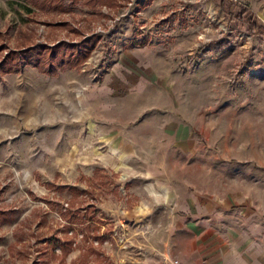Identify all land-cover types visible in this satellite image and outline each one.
I'll return each instance as SVG.
<instances>
[{"label":"rangeland","instance_id":"obj_1","mask_svg":"<svg viewBox=\"0 0 264 264\" xmlns=\"http://www.w3.org/2000/svg\"><path fill=\"white\" fill-rule=\"evenodd\" d=\"M226 2L223 10L217 0H63L64 12L28 13L26 0H0V58L20 46L98 36L75 68L44 74L21 66L0 75V264L140 261L143 237L128 236L129 225L108 216L116 202L128 204V178L110 170L107 147L94 136L99 118L85 99L107 78L118 96L117 117L128 123L136 115L180 120L191 151L169 160L212 164L218 186L228 174L252 179L259 173L264 180V35L232 17L243 7L264 25V0ZM129 94L134 97L122 99ZM140 95L147 98L134 113ZM108 103L96 102L102 116ZM202 169L197 175H204ZM55 185L82 192L73 198ZM79 198L82 208L93 205L101 242L90 231L84 238L75 225L61 233L59 210L69 199L75 207ZM45 201L55 204L49 208ZM53 235L72 240L65 257L42 242Z\"/></svg>","mask_w":264,"mask_h":264},{"label":"crops","instance_id":"obj_2","mask_svg":"<svg viewBox=\"0 0 264 264\" xmlns=\"http://www.w3.org/2000/svg\"><path fill=\"white\" fill-rule=\"evenodd\" d=\"M108 79L86 92L85 99L99 118L94 120V136L107 147L110 170L128 178H123L128 204L122 207L116 202L108 210L110 215L100 209L116 224L129 225L128 236L143 237L141 258L135 264L162 257L176 258L181 264H264V180L259 173L252 179L228 174L218 186L212 164L202 167L169 160L171 154L189 156L191 151L180 120L136 115L128 123L117 117L118 96ZM144 98L135 97L139 104L134 113L141 111ZM98 99L109 101L110 111L104 116L98 112ZM108 123L113 125L106 127ZM201 168L204 175H197Z\"/></svg>","mask_w":264,"mask_h":264},{"label":"trees","instance_id":"obj_3","mask_svg":"<svg viewBox=\"0 0 264 264\" xmlns=\"http://www.w3.org/2000/svg\"><path fill=\"white\" fill-rule=\"evenodd\" d=\"M62 1L63 0H26L27 3H25L24 10L29 13L31 12V8L38 10L43 8V11L64 12L67 7L62 4ZM217 2L223 10L227 9L226 0H217ZM232 17L244 23L247 31H253L258 36L264 35V25L257 24L256 21L246 13L243 7L240 10L237 9L234 11ZM97 41L98 36L92 34L89 37L74 42L60 40L52 45L34 43L27 46H20L17 49L6 52L0 58V75L18 72L21 66L34 67L44 74H52L60 69L75 68L86 59ZM52 188L59 192L68 191L73 198L76 193L80 194V192H82L73 186L66 185H55ZM84 194L93 195V191L87 190ZM81 201L83 202V199L79 198L78 201H75V207H72L69 206V204L71 205L73 201L69 199V203L66 205L67 207H61L59 210L58 214L65 223L63 224L65 226H61V233L72 229L71 225H75L78 229L82 227L84 238H88L87 233L90 231L93 235V239H97L98 242H101L103 236L100 235L101 233H96V231L99 230L100 222L92 219L93 217L90 215L93 205L89 204L82 208ZM53 202L45 201V203L49 205V208L53 207L55 204ZM82 210H84V212L88 210L89 212L86 214ZM42 242L50 245L51 248H58L61 257H65L64 254L70 251L69 249H71L72 245V240L65 238L63 235L45 237Z\"/></svg>","mask_w":264,"mask_h":264},{"label":"built area","instance_id":"obj_4","mask_svg":"<svg viewBox=\"0 0 264 264\" xmlns=\"http://www.w3.org/2000/svg\"><path fill=\"white\" fill-rule=\"evenodd\" d=\"M144 264H181V262L176 258H168V257H162L160 260L157 261H148Z\"/></svg>","mask_w":264,"mask_h":264}]
</instances>
